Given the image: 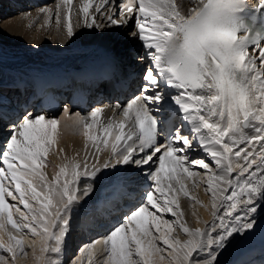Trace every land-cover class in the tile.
Wrapping results in <instances>:
<instances>
[{"label": "snow or ice", "instance_id": "6c2138e0", "mask_svg": "<svg viewBox=\"0 0 264 264\" xmlns=\"http://www.w3.org/2000/svg\"><path fill=\"white\" fill-rule=\"evenodd\" d=\"M72 4L61 0L55 13L59 26L60 9L66 7L69 38L75 35ZM104 5L108 8L101 12ZM93 6L94 0H83L82 24L100 28L90 12ZM41 11L51 23L52 9ZM95 11L117 27L128 25L132 17L127 14L135 15L130 35L144 41L150 59L140 95L111 106L114 115L107 120L102 119L104 107L85 116L76 113L86 155L92 144L93 164L89 168L87 159L65 155L51 179L45 169L58 145L59 118L26 110L13 122L0 152V253L10 254L13 264L18 254L28 255L24 240L7 232L11 225L40 237L39 247L35 241L32 246L36 264H62L69 218L80 205L81 180L87 185L83 196L91 200L96 189L89 181L99 183L104 169L130 166L123 174H111L104 199L93 201V212L102 213L107 206L129 202L138 183L130 174L135 165L140 170L148 166L145 178L152 183L138 203L114 217L102 237L105 264H224L228 251L254 234L264 219V0L256 8L246 0H196L187 13L177 0H99ZM197 145L210 161L190 156ZM104 151L110 156L101 164ZM188 182L205 184L211 196L213 220L204 228H191L183 219L181 194L202 204ZM14 210L20 212V223ZM177 227L186 239L172 235ZM0 262L8 264L7 256L0 254Z\"/></svg>", "mask_w": 264, "mask_h": 264}, {"label": "bare ground", "instance_id": "6f19581e", "mask_svg": "<svg viewBox=\"0 0 264 264\" xmlns=\"http://www.w3.org/2000/svg\"><path fill=\"white\" fill-rule=\"evenodd\" d=\"M195 3V0L192 2L183 1L181 10H189L195 5ZM57 4L60 3L49 4L46 7L51 8L53 12V18L51 23L47 22L48 17L44 12L41 11L44 8L23 12V14H30V16H28L27 18H25V16L21 14L20 16L16 15L14 17H9L6 19V21H3V18L8 15V13H0V68L2 66V63H10V66L13 65L14 67H17L19 63L34 61L35 59L33 58L37 55H40L39 60H41L42 57L45 56L41 60V64H44L47 63L48 59L54 58L53 53H47L48 50H62L66 48V46H72L79 42L92 44L96 41H99L108 43L112 47L121 46L125 48H128L130 45L136 44V40L134 38H128L130 33L127 31V28L125 26L116 30L114 26H110L105 19L102 20V22L100 23V28L84 27L82 24V13L80 12V7L78 6H75L72 10V22L74 26L75 35L69 38L67 36L66 31V7H62L60 9V25L57 26L55 22ZM4 14L5 16H3ZM10 15H12V13H10ZM34 18L39 19L34 25L29 26L30 20H33ZM120 52H123V58L127 57L129 61L132 60V52L129 51V49L127 52H125L124 50ZM60 56L63 55H56V57ZM78 120L79 119L76 118V116L74 115H70L68 117V121L64 120L65 122H62L60 119L58 145L57 148H54L52 151H50L49 156L47 158L48 166L45 171L48 173L49 179H51L59 170V166L66 162L63 159L65 155L68 159H71L74 156L77 160L80 161H84L85 159H87L89 168L93 164V159L90 158L95 157V155L91 154L94 152L92 144L88 142L86 155V140L85 137L82 135V130L78 124ZM60 149H62L63 152H60ZM77 153H79L78 156L76 155ZM109 153V151H104L103 154L99 157V162L101 163V161H103L106 155ZM105 170L109 169H104L102 172V176L104 175ZM194 170L201 172L202 174L204 172V170L199 167H196ZM88 183L94 184V182ZM80 186L84 188L87 187L83 180H81ZM205 187L206 185L203 183L199 184L198 187H194L191 182H188V188L191 195L197 197L199 201H202V204H197L195 203V201L184 197L182 194L180 196V206L184 212L183 219L187 221V224L191 228H204V222H211L213 220L211 209V196L209 193L205 192ZM83 190L80 194H78L81 197L80 205L76 206L72 215L69 218L70 227L69 233L66 237V243L68 242V239L70 238L72 232L76 231L78 227H85L92 223V208L88 204L89 199L87 197L82 198ZM8 199L10 202L11 198ZM85 201L87 202L85 203ZM16 202L19 205V202ZM29 202L34 204L35 207H39L38 204H35V201L30 200ZM19 207L21 208V211H27L26 209H24L23 205H19ZM193 212L196 213L195 216L193 215ZM13 215L14 218H16L17 222L21 221L20 212L14 210ZM176 230L179 236L185 239L187 238L186 235H184L178 227ZM7 232H9L8 228ZM14 233L15 235L13 234V236H16L17 232ZM20 233L26 239L25 244L27 245L25 246V250L28 252V255L24 256V261L19 258L21 257V255L16 257L17 262L18 260H22L23 264H36L32 253V246L33 242L35 241L37 248L39 247L40 237L33 235L28 231V229H24V231ZM154 234L157 235V233ZM81 239L82 238L79 237L76 242L80 241ZM97 240H100V243L96 244L94 248H89V246L92 245L93 242L96 240L91 241L89 243H87V241L81 240L79 245L83 248H80L82 250L79 252L78 257L73 259L72 262H70L69 264H99V262L105 259L107 253L105 251L103 239L98 238ZM5 241H7V235H5ZM84 250L86 251L85 253H83ZM81 253L88 255L89 262L87 261V258L84 260L83 254ZM73 256L74 253L67 255L66 252H63L60 256V259L62 261V258H66V260L68 258V260L66 261V263H68ZM0 264H2V262H0ZM164 264H167V261H165Z\"/></svg>", "mask_w": 264, "mask_h": 264}, {"label": "rangeland", "instance_id": "374dc122", "mask_svg": "<svg viewBox=\"0 0 264 264\" xmlns=\"http://www.w3.org/2000/svg\"><path fill=\"white\" fill-rule=\"evenodd\" d=\"M14 14H16V13H14ZM14 16H16V15H9V16H6V17H4L3 18V21H6V19L7 18H9V17H14ZM11 203H16V204H18L16 201H10ZM21 222V221H20ZM19 222V223H20ZM18 223V222H17ZM7 228H8V230H9V233H11L12 235L14 234L15 235V233L14 232H17V230L15 229V228H13L11 225H7ZM17 237H19V238H22L23 240H24V242L26 243V239L22 236V234L20 233V232H17V235H16ZM27 244H25V246H26ZM30 246H31V244H30ZM30 246H28V247H30ZM30 249V248H29ZM86 251H83V253H85ZM2 254H4V255H6L7 256V261H8V264H13V261H12V257H11V255L10 254H6V253H2ZM78 255H79V253L77 254V252L74 254V256L70 259V261L68 262V263H66L64 260L62 261V264H69L70 262H72V260L73 259H75V258H77L78 257ZM18 256H20L19 254L17 255V257ZM23 257V258H22ZM83 257H84V260L87 258V261L89 262V259H88V255H86V254H83ZM20 259H24L25 257L23 256V255H21V257H19ZM18 260V262H17V259H15V262H14V264H23V261L25 260ZM83 260V259H82ZM99 264H105V259H103L101 262H99Z\"/></svg>", "mask_w": 264, "mask_h": 264}]
</instances>
